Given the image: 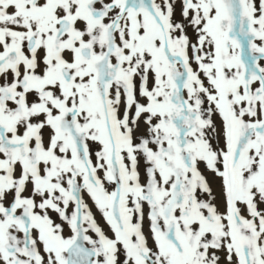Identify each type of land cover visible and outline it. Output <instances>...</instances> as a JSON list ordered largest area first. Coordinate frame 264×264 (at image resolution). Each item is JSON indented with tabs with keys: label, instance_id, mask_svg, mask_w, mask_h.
<instances>
[{
	"label": "snow or ice",
	"instance_id": "1",
	"mask_svg": "<svg viewBox=\"0 0 264 264\" xmlns=\"http://www.w3.org/2000/svg\"><path fill=\"white\" fill-rule=\"evenodd\" d=\"M0 264H264V0H0Z\"/></svg>",
	"mask_w": 264,
	"mask_h": 264
}]
</instances>
